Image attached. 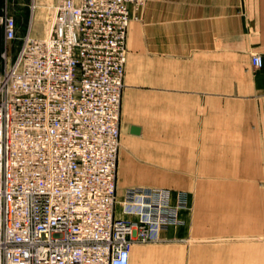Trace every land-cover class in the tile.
Returning a JSON list of instances; mask_svg holds the SVG:
<instances>
[{"label": "built area", "instance_id": "built-area-1", "mask_svg": "<svg viewBox=\"0 0 264 264\" xmlns=\"http://www.w3.org/2000/svg\"><path fill=\"white\" fill-rule=\"evenodd\" d=\"M142 4L60 0L49 37L22 38L0 74V264H129L134 245L181 223L186 195L167 189H127L116 214L126 38ZM0 27L17 40L5 8Z\"/></svg>", "mask_w": 264, "mask_h": 264}, {"label": "crops", "instance_id": "crops-1", "mask_svg": "<svg viewBox=\"0 0 264 264\" xmlns=\"http://www.w3.org/2000/svg\"><path fill=\"white\" fill-rule=\"evenodd\" d=\"M34 3L4 0L3 8L16 20L17 34V20L27 15L31 19ZM126 49L120 126L123 123L132 138L142 135L147 113L157 135L171 126L175 135L199 137V151H207L209 114L215 111L224 122L223 135L248 143L225 150L264 152V65H251L255 55L264 61V0H144L130 21ZM131 127L139 128L140 134H131ZM255 137L262 147H256ZM123 144L127 155L129 140ZM154 156L157 162L151 164L123 159V172L130 166L167 165L160 153ZM126 181L125 174L123 188ZM252 206L245 205L247 214ZM146 256L138 250L137 262ZM155 257L157 264H174L167 252Z\"/></svg>", "mask_w": 264, "mask_h": 264}, {"label": "rangeland", "instance_id": "rangeland-1", "mask_svg": "<svg viewBox=\"0 0 264 264\" xmlns=\"http://www.w3.org/2000/svg\"><path fill=\"white\" fill-rule=\"evenodd\" d=\"M59 1L35 0L31 19L26 14L17 20V40L9 45L5 44L0 27V74L5 65L14 60L22 43L19 39L27 35L37 40L46 37L48 24L51 25L49 15ZM3 2L0 0V11ZM52 20L54 23V16ZM6 47L11 50L5 61L1 59V53ZM144 99L150 102V97ZM214 112L209 114L207 151H199V137L175 135L171 126L161 130L163 135H157L147 113L148 119L139 137L132 138L123 123L120 126L117 202L123 200L127 189L141 187L167 189L174 196L184 193L187 198L186 210L178 214L181 223L162 232L159 242L135 246L131 264H157V252L172 255L174 264H264V152L225 150L238 143L248 147V143L242 137L238 141L223 135L221 114L216 116ZM171 123L173 125L174 121ZM125 138L129 140L127 155H123ZM255 143L257 148L262 147L258 145V137H255ZM158 153L164 158L162 163L167 165L130 166L123 172V159L127 158L130 164H151L157 162L152 158ZM125 174L127 189L123 188ZM249 195L251 199H247ZM247 202L250 207L253 203L250 214L245 207ZM252 234L253 239L246 238ZM138 250L147 254L140 263L136 260Z\"/></svg>", "mask_w": 264, "mask_h": 264}, {"label": "bare ground", "instance_id": "bare-ground-1", "mask_svg": "<svg viewBox=\"0 0 264 264\" xmlns=\"http://www.w3.org/2000/svg\"><path fill=\"white\" fill-rule=\"evenodd\" d=\"M60 2V1H59ZM36 8V7H35ZM34 8V9H35ZM56 7L54 8V10H53V12L49 15V20L51 21V25H49L48 24V31H47V33H46V37H44V39L43 40H46L48 37H49V35H50V33H51V30H52V27H53V20H52V16H54V19H55V13H56ZM55 21V20H54ZM119 149H120V143H119ZM117 198L118 197H116V209H117V215L118 216H120V217H122L123 215L121 214V211H122V203H123V201H124V198H123V200H121L120 201V203L118 202V206H119V208H117ZM135 246H140V245H134L133 246V248L135 247ZM132 248V249H133ZM131 253H132V251H131ZM130 259H131V255H130ZM130 264V263H129Z\"/></svg>", "mask_w": 264, "mask_h": 264}, {"label": "water", "instance_id": "water-1", "mask_svg": "<svg viewBox=\"0 0 264 264\" xmlns=\"http://www.w3.org/2000/svg\"><path fill=\"white\" fill-rule=\"evenodd\" d=\"M130 133L133 135H139L140 134V129L137 127H131Z\"/></svg>", "mask_w": 264, "mask_h": 264}]
</instances>
